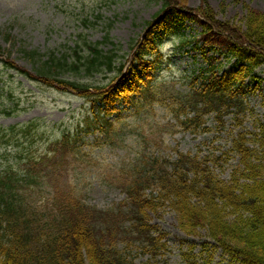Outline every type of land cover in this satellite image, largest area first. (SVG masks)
Listing matches in <instances>:
<instances>
[{
    "label": "trees",
    "instance_id": "obj_1",
    "mask_svg": "<svg viewBox=\"0 0 264 264\" xmlns=\"http://www.w3.org/2000/svg\"><path fill=\"white\" fill-rule=\"evenodd\" d=\"M179 3L186 6L180 0H163L161 11L166 17L191 16L174 10L183 8L176 6ZM243 6L242 25L217 19L207 0H201L200 7L194 9L201 16H192L202 27L201 40L190 39L181 45L189 44L198 50L205 65L189 78L186 91L173 92L169 89L172 85H161L155 79V64L162 55L151 35L153 29L144 35L130 70L123 76V63L115 65V54L102 51V42H90L83 34H78V41L60 55L54 51L47 55L23 51L39 62L37 74L41 80L52 79L50 82L59 88L87 97L91 116L86 117L81 133L98 132L103 136L101 140L107 141L115 130L114 121L119 123L123 111L133 115L153 112L155 103L172 112L174 124L183 130L204 131L208 130L205 117L210 114L221 123L224 115L233 111L236 119L244 114L247 105L238 93L245 88V80L251 81L254 88L262 81L254 70L257 66L264 69V12ZM211 50L219 51V56L227 60L234 59L233 66L221 71L223 63L219 56L210 54ZM114 71L117 80L112 82L88 84L76 79L80 73L92 77ZM111 116L114 120L109 119ZM261 125L259 132L239 131L232 135L230 150L238 156L239 163L227 180L214 172L207 157L176 152L174 159L146 154L134 158L115 175L126 194L125 201L108 210L86 204L71 182L54 187L43 202L28 199L24 195L28 187L23 186L42 189L38 172L44 157L34 158L22 172L23 191L18 179L0 181V264H137L126 253L129 244L137 241L153 257L164 247L162 236H154L149 223V214L162 207L177 214L183 232L192 234L204 228L207 238L239 264H264ZM32 127L28 124L23 130L29 132ZM1 132L6 136L4 130ZM60 143L65 155L68 151L81 153L78 139L70 140L66 135ZM249 143L263 150L253 149ZM185 259L187 264H197Z\"/></svg>",
    "mask_w": 264,
    "mask_h": 264
},
{
    "label": "rangeland",
    "instance_id": "obj_2",
    "mask_svg": "<svg viewBox=\"0 0 264 264\" xmlns=\"http://www.w3.org/2000/svg\"><path fill=\"white\" fill-rule=\"evenodd\" d=\"M180 2L186 6L181 3L176 6L183 7L185 12L194 11L201 5V0ZM207 3L217 19L235 21L236 24H240L244 16L245 4L264 12V0H207ZM162 6L163 0H0V129L20 127L30 121L38 123L28 133L14 127L11 137H0V170L8 165L13 170L22 171L24 153L27 155L31 150L30 154L36 157L47 152L51 142L63 134L72 136L83 125L84 118L90 115L89 103L77 94L43 85L4 66V59L8 58L19 68L36 75L39 62L23 50L38 54L54 51L60 55L78 41V34H83L90 42H102V51L114 53L116 66L124 62L128 67V60L133 57L130 46L134 49L138 47L142 34L153 27L163 55L155 69L159 84L174 85L169 88L173 92L186 89V77L200 68L203 61L202 56L189 46L182 48L181 41L189 36L197 37L201 28L191 18L167 17L163 22L159 19L165 16L160 12ZM230 66L231 63H225L222 70ZM255 73L262 79L260 85L253 89L247 81V88L238 93L247 105L240 122L232 114H226L222 124L209 116L206 120L209 130L167 135L165 144L168 148L153 149L155 139L147 130L149 125L157 122L165 126L169 123L170 126L173 123L168 111L155 103L153 112L127 116L126 124L131 125H125L120 131L122 135L112 137L113 142L109 144L93 145L95 136L91 135L82 138L89 143L83 147V154L87 155L79 154L72 168L69 166L72 156L63 157L58 169L53 170L51 184L60 186L67 177L77 185L80 196L87 204L108 210L125 200L124 192L119 188L120 179L115 176L122 166H129L133 157L141 153L174 156L172 148L200 158H210L209 166L221 179L227 180L233 167L239 163L238 156L229 151L230 133H236L240 127L244 132H259L260 123L264 129L263 67H257ZM115 74L104 72L100 76L94 75L88 82L116 81ZM142 117H145L144 121ZM173 129L178 130V127ZM142 130H146L145 134L151 140L149 149L145 148L142 140ZM249 136L250 133H247ZM56 146L60 148V145ZM248 146L263 150L256 143H249ZM62 155L58 150L57 159L60 160ZM259 156L264 160V151ZM259 175L264 179V171ZM26 195L28 199L39 197L35 188L28 190ZM149 223L154 226V236H162L160 239L164 247L153 257L145 253L137 241L129 244L126 253L137 264L147 261L153 264H187L185 257L197 264H239L207 238L204 228L200 227L192 234L183 232L178 225L177 214L167 207L149 214Z\"/></svg>",
    "mask_w": 264,
    "mask_h": 264
}]
</instances>
